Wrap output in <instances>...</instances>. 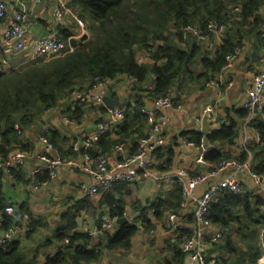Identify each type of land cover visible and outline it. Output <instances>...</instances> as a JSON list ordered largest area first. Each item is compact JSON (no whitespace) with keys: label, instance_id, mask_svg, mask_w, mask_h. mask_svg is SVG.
<instances>
[{"label":"trees","instance_id":"16d2710c","mask_svg":"<svg viewBox=\"0 0 264 264\" xmlns=\"http://www.w3.org/2000/svg\"><path fill=\"white\" fill-rule=\"evenodd\" d=\"M68 7L75 10L78 18L87 23L92 36H84L71 50L51 59H38L19 70L0 71V160L8 158L17 148L28 150L22 133L34 124L47 110L56 107L59 101L73 90L94 89L103 80H114L126 75L135 77L131 90L139 94L135 105L128 104L122 125L103 134L93 147V155L108 154L121 143L128 142L133 153L139 141L150 130V124L142 107L146 100L172 93L177 87L192 92L194 88L204 90L208 81L215 79L227 62V55L235 47L243 45V38L261 23V8L264 0H67ZM210 22L226 25L222 42L216 50L205 45L197 35L190 33L183 40L182 28L194 27L201 34H208ZM59 37L65 43L74 36L62 28ZM242 32L243 35H239ZM148 55L150 60L139 62L138 56ZM199 68V69H198ZM152 80V88H145ZM194 87L193 89H191ZM175 98L173 101H176ZM86 103L76 104L74 110L65 112L71 119L80 122ZM99 111L107 112L104 105ZM228 121L208 134L210 149L204 158L208 169L223 159L235 158L246 161V153L233 155L221 145H231L239 136L241 122L249 111L243 107L228 108ZM264 112V110H263ZM250 125L260 133L261 141L249 145L253 153V170L264 175V119L255 116ZM118 138H114L117 136ZM58 149L62 140L57 130L45 132ZM204 135L198 130H183L167 139L164 146L156 149L158 168L163 172L173 167L175 147L179 139L203 144ZM169 141V142H168ZM21 144V146H19ZM59 152H62L59 149ZM66 154H62L64 156ZM65 157V156H64ZM17 170H14V176ZM197 174V173H195ZM38 182L48 179V172L37 174ZM128 183L117 184L103 193L95 202L85 196L79 201L68 202L63 213V225L52 236L45 239L43 246L59 243L57 251L49 255L44 264L98 263L103 250L129 251L134 237L141 229L152 231L164 225L169 213L180 211L183 201L182 185L179 180L168 198L146 204L134 203L138 212L131 221L127 215L124 197ZM4 199L0 200V228L8 231L23 226L39 229L28 204L19 206L14 215L5 211ZM83 210L100 213L97 223L104 215L118 220L124 217L129 222L117 223L113 232L106 231L97 237L88 232L76 231L78 217ZM130 213V212H129ZM187 223H192L193 214H188ZM207 219L220 234L207 237L205 247L209 252L207 264H258L264 253V195L244 191L233 194L224 191L210 203ZM39 223V224H37ZM168 227V226H166ZM169 228V227H168ZM188 229V228H187ZM173 237L163 250L164 255L157 264H186L187 254L182 250L183 241L191 236L190 229L172 228ZM170 230V231H171ZM28 233V232H27ZM66 240H68L66 242ZM38 248L28 255L19 240L0 244V264H37Z\"/></svg>","mask_w":264,"mask_h":264},{"label":"crops","instance_id":"0c3cea01","mask_svg":"<svg viewBox=\"0 0 264 264\" xmlns=\"http://www.w3.org/2000/svg\"><path fill=\"white\" fill-rule=\"evenodd\" d=\"M0 1H4L8 8L6 18L0 19V71L23 69L31 62L35 61L31 60L32 43L37 39L45 37L52 31H55L59 35L58 30L65 28L73 33L74 36L72 37L77 39V41L86 35L92 36L87 23L78 18V14L75 10L68 7L67 0ZM18 13H24L26 15L25 27L30 41L29 46L23 51H15L13 45H6L3 41L4 32L9 28L13 17ZM59 13L62 15L61 18ZM260 15L261 23L254 29L250 28L249 32L244 35L243 54L233 67L223 68L219 75L213 79L212 83L210 82L211 80L206 83L204 90L194 88L192 92H188L190 90L185 91V86L181 89L177 87L174 89L173 99H177L174 101V107L168 111L170 122L164 132L166 142L167 139L170 141L174 135L180 134L183 130L194 129L202 132L203 120L200 126L197 123V118H204V111L207 106L213 107L215 114L219 116L222 122L228 121L226 111L228 108L242 107V101L246 97L247 90L251 86L255 75L262 71L264 65V6L261 8ZM239 35H243V33L240 32ZM222 40L223 38L221 37L220 39L216 38V43L210 41V39L204 42L207 47L214 51ZM68 47H70L71 50L75 47L70 46V39ZM42 59L48 60L46 58ZM151 83L152 80H149V84ZM131 88L132 84L129 78L126 75H122L114 79L105 88L106 96L113 99L119 98L122 104L121 106H126L128 104L135 105L139 94H137V90L132 91ZM186 92L187 94H185ZM71 93L60 100L56 107L47 110L34 124L22 133L23 144L28 148L26 151L31 153L38 151L40 139L44 136L45 132L57 130L63 138L57 141L58 151L60 149L62 154H66L64 157L59 152L60 155L64 159H81L83 157L82 133L90 134L96 131L100 122L106 117V112L102 113L99 111L98 106L102 105L86 103L84 105L82 120L78 122L75 119H71L65 112L68 109L74 110L73 107L76 105L70 97ZM147 102L148 100H146V103ZM179 105H182V109L178 108ZM263 110L264 108L259 109L254 117L260 116L264 119ZM209 122L212 126L211 130H213L214 125L211 121ZM239 122H241V129L234 143L231 145L220 144V146L225 151H230L233 155H241L245 152L247 156L246 159H250L253 166V153L250 151L249 145L258 143L261 140L257 141L253 139L247 146H244L242 143L243 134L246 128L253 134L260 133L250 125L251 121L249 115L243 122ZM120 125H122V122H120L117 127ZM113 137L118 138V135H113ZM183 140L184 139H179L177 142L174 163L171 168L184 167L191 173H201L208 170L207 163L198 161V149L183 143ZM125 145L126 153L132 154L133 149L130 143L126 142ZM19 146H21V144H19ZM115 148L106 155L111 158H120ZM17 150L22 149L17 148L15 151ZM43 168H45L44 165L32 157L23 166L15 169L17 170L15 176L14 173L12 175H4L0 181V200L1 198L4 199L5 207L13 205L17 212L19 206L26 203L29 205L35 219L40 223H37L39 224V229L36 231L32 230V232H30L31 228L27 229V221L23 226L11 228L19 230L14 240L21 241L22 247L28 255L32 256L35 251L42 246L38 251L37 264H44L47 257L53 255L57 251L59 246L57 241H55L53 245L43 246L44 241L63 225V213L65 209H67V203L76 202L84 198L86 195L83 193V186L90 184L92 181V177L80 169L61 166L58 169L57 178L46 185H42V182L40 183L37 181L36 175L39 173L42 174ZM153 172H163L158 168L157 155H155ZM176 181L161 180L153 176H147L139 182L128 183L126 186L127 192H123V194H125L124 197L128 204L127 215L130 217L131 221L135 215H138V212H134L132 209V204H146L148 201L153 203L160 198L164 199L170 197L175 189ZM37 184L39 188L36 189L35 185ZM117 184L121 183H115L112 188ZM244 184L248 186L246 187V191L252 192V188H254L255 185L248 179H245ZM112 188L110 190H112ZM204 189V186H199L196 189V194L200 195ZM102 194L103 193L91 198H94L93 200L96 202ZM90 213H92V216ZM99 214L100 213L94 212L93 210H83L78 217V227L76 231L90 232V230L87 229L88 225L96 224V228L99 225V223H97ZM175 214L178 216L177 223L185 225L186 230L190 229L191 232L195 223V218L192 223H187L186 219L189 216L188 214H193V206L183 207L180 205V211L177 213L175 212ZM166 222L167 221H165L164 225L158 226L152 231L141 229L134 237L132 248L129 251L116 250L108 252L103 250L101 259L98 263L83 264H157L164 255L163 250L168 247L169 238L174 235L172 234V228L166 227ZM209 222L210 226L205 240L207 237L212 238V236H214V241H216L220 237V234L216 233L215 228L211 225V221ZM4 234V230L0 228V238L4 237ZM205 252L207 259L209 257V252H207V249H205Z\"/></svg>","mask_w":264,"mask_h":264},{"label":"built area","instance_id":"2783aa9c","mask_svg":"<svg viewBox=\"0 0 264 264\" xmlns=\"http://www.w3.org/2000/svg\"><path fill=\"white\" fill-rule=\"evenodd\" d=\"M42 1V0H38ZM7 5L4 1H0V19L7 16ZM61 15V13H59ZM62 15L60 16V18ZM26 15L18 13L13 17L9 28L3 34V41L6 45H13L15 51H23L29 44V38L25 27ZM226 25L210 22L208 25V34H201L194 27L182 28L183 40L188 38L190 33L198 36L203 41H208L211 36L218 39L223 37ZM68 44L65 43L59 35L52 31L45 37L37 39L32 43L31 60L41 58L51 59L63 55L67 50ZM244 47L239 45L227 55V62L224 68L233 67L241 58ZM150 60L148 55H140L138 61L145 62ZM113 80L106 79L97 83L94 89L74 90L70 97L73 103H93L104 105L106 97L105 88ZM131 84L135 82V77H129ZM213 82V79L210 81ZM145 88H152L151 84H145ZM143 107L142 112L146 115L150 124V130L139 141L138 149L132 153H126V145L121 143L116 146L115 151L120 158H111L106 154L93 155L91 153L95 144L99 141L103 134L115 128L126 116V107L108 108L106 117L100 122L96 131L90 134L82 133L84 154L81 159L68 158L64 159L55 144L48 137H41L39 150L29 153L22 150L12 152L9 157L0 161V181L4 175H12L13 171L23 166L30 158H36L41 162L49 172V180L45 181L46 185L57 178L58 169L61 166H69L80 169L92 177V181L88 185L83 186V193L86 196L94 197L101 193H105L112 188L115 183H134L141 181L144 177L153 176L156 179L176 181L179 180L182 185L183 201L181 206H193V214L195 223L192 228V235L187 236L182 244V250L187 254L186 264H207L205 252V236L208 232L210 222L207 214L211 201L220 193L229 191L233 194H241L244 192V181L248 179L255 186L264 190V175L253 170L250 159L239 161L235 158L223 159L220 163L215 164L205 172L191 173L184 167L171 168L164 172H153L155 164L156 149L164 146L166 143L165 130L170 122L168 111L174 107L173 92L165 96L149 99ZM105 106V105H104ZM242 107L249 111L250 121L255 113L264 108V65L262 71L257 73L252 81L251 86L247 90L246 97L242 101ZM182 109V105H179ZM204 115H207L209 121L214 128L220 127L222 123L218 115L215 114L212 106H207ZM202 117L197 118L198 125L201 126ZM261 140L258 133L253 134L248 128L243 134V145L247 146L251 140ZM183 143L193 146L199 151L198 161L207 163L204 155L210 149L207 144L197 145L189 140H183ZM204 186L205 189L200 195L196 194V189ZM39 188V185H35ZM5 211L13 215L16 208L8 205ZM178 216L175 213H169L167 226L169 228H186L185 225L177 223ZM116 220L109 215H104L100 225L90 231L93 237H97L106 231L112 232L116 228ZM4 237L0 238V244H7L14 240L18 235V229L4 231ZM68 241V240H67ZM258 264H264V253L259 259Z\"/></svg>","mask_w":264,"mask_h":264},{"label":"water","instance_id":"95a60500","mask_svg":"<svg viewBox=\"0 0 264 264\" xmlns=\"http://www.w3.org/2000/svg\"><path fill=\"white\" fill-rule=\"evenodd\" d=\"M76 43H77V39H75L74 37H71L70 46L74 47ZM104 105L107 108H114V107H121L122 104L119 98L113 99V98L106 96L104 99ZM211 129H212L211 123L209 122L207 115H205L203 118V123H202V133L204 135L203 142L206 145L208 144V134L210 133ZM125 222H129V219L127 217L117 220V223H120V224L125 223Z\"/></svg>","mask_w":264,"mask_h":264},{"label":"rangeland","instance_id":"374dc122","mask_svg":"<svg viewBox=\"0 0 264 264\" xmlns=\"http://www.w3.org/2000/svg\"><path fill=\"white\" fill-rule=\"evenodd\" d=\"M215 40H216V38L214 37V36H211V38H210V41H212V42H215ZM216 43V42H215ZM217 45V44H216ZM241 46H243V45H241ZM199 69V68H198ZM99 83V82H98ZM97 85V84H96ZM194 87H192L191 89H193ZM189 92V91H188ZM185 94H187V92L185 93ZM22 151H26V150H22ZM26 152H29V151H26ZM29 153H31V152H29ZM36 159V158H35ZM37 160V159H36ZM45 167V166H44ZM43 170H46L47 172H48V170L46 169V168H43ZM49 172H48V179L47 180H49ZM47 180H45V181H47ZM45 181L44 182H42V185H43V183H45ZM244 191L246 190V187H248L247 185H245L244 184ZM252 192L253 193H260V194H263L264 195V190H261L259 187H257V186H254V188H252ZM91 214V216H92V213H90ZM101 221H102V218H101ZM101 221H100V223H101ZM100 223H99V225H100ZM96 225V224H95ZM95 225H88V230H93L94 228H95ZM116 229V228H115ZM88 233H90L89 231H87ZM156 233V232H155ZM154 234V233H153ZM101 235V234H100ZM150 235H152V234H150Z\"/></svg>","mask_w":264,"mask_h":264}]
</instances>
